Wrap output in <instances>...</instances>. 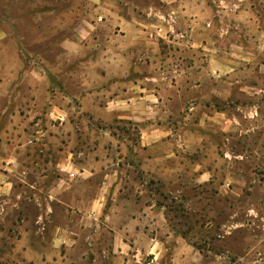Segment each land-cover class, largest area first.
<instances>
[{
	"label": "rangeland",
	"instance_id": "374dc122",
	"mask_svg": "<svg viewBox=\"0 0 264 264\" xmlns=\"http://www.w3.org/2000/svg\"><path fill=\"white\" fill-rule=\"evenodd\" d=\"M111 5L135 17L140 33L155 41L130 43L120 25L98 17L99 26L85 24L88 33L78 32L85 17L95 20L91 11L111 18ZM182 9L198 18L196 24L180 21ZM238 11L242 25L233 35L231 14ZM219 18L218 30L210 31L205 20ZM193 32L217 36L222 64L211 65L200 39H183ZM236 36L248 51L234 52ZM71 39L79 43L77 55L65 47ZM125 44L135 52L128 69L108 67L111 56L103 48L116 57ZM32 69L46 78L43 94L66 113L51 120L47 135L30 136L33 142L19 158L24 174L0 167L14 182L11 197H0L2 233L12 240L24 234L48 239L55 224L107 222L103 214H89V201L107 174H117L123 193L104 200L105 213L114 223L141 217L144 235L167 240V264L185 254L202 257L197 264H264V0H0V80L18 75L1 94L2 106L4 97L13 99L0 140L6 141L3 127L13 110L24 112L35 95ZM135 82L160 98L155 108L145 105L143 118L119 108L94 118L78 108L88 92L103 94L97 96L104 108ZM46 159H63L67 170L70 162L80 168L89 163L96 173L89 182L64 173L67 189L51 198V189L45 195L50 184L37 178ZM77 233L84 240L88 230Z\"/></svg>",
	"mask_w": 264,
	"mask_h": 264
},
{
	"label": "crops",
	"instance_id": "0c3cea01",
	"mask_svg": "<svg viewBox=\"0 0 264 264\" xmlns=\"http://www.w3.org/2000/svg\"><path fill=\"white\" fill-rule=\"evenodd\" d=\"M86 1L91 2L96 0ZM167 2H172V0H167ZM113 6L114 5H111L109 10L112 15L111 18L105 14L106 19H104L102 16L95 15L93 14L94 12L91 11V14L89 15L90 17L95 18V20L93 21L88 17H85V19L79 23L77 28L78 32L82 29L84 32L87 31L88 33V28L85 24L89 25V27H94L96 25L99 26L100 23L96 20L98 17L101 19L103 24L114 23L120 25V30L126 31L123 39L130 40V43H137L139 41L138 39H146V41L150 42L155 41L153 34L145 37L143 33H140V28H138L136 24L138 21L135 17L129 18L127 15L117 13ZM181 12L182 15H179L180 11L177 12V17L180 18V21L185 19L187 15H191L188 9H182ZM231 18L232 20L230 23L233 28V35L234 31L239 34L238 29L242 25L243 15H241L238 11L237 13L231 14ZM188 21L196 24L198 18L196 16H189L187 17V22ZM221 21L222 20L219 18V20L216 19L215 21L205 20V23L208 28L212 26V28L209 29L211 31L212 29L218 30V26H220ZM129 30L131 32H129ZM122 34L123 33L120 32L121 36ZM210 34V32L198 34L199 36L196 37L195 32H193L184 36L183 39H200L201 43L204 45V49H208L209 51L207 54L210 56L211 65L222 64L223 58L220 57L221 47L217 45V36H209ZM233 37L235 38V36ZM236 37L237 38L232 44V47L236 48V51L234 52L239 54L240 52L238 50H243L245 52L248 51L244 43L240 42L239 37ZM156 38L159 39L158 37ZM169 39H171V37H169ZM70 43V45L65 44V47L72 55L79 54V43L75 41V39H71ZM120 47L121 48L117 49L118 53L114 54L116 57L112 55L111 49L105 51L103 48V55L111 56L109 58L107 57L105 63L108 67H120L123 65V69H128V56L135 54L132 48L133 45L130 44V46H128V44H125L123 47ZM157 48L158 46L155 48L152 47L151 50L157 53L159 51ZM148 50H150V48H148ZM125 64L126 66H124ZM11 74L4 77L3 80H0V98L4 89L9 87L8 83L15 81L14 79H18V75L16 73L15 75ZM28 75L30 76L29 81L33 84V91L35 95L30 99V103L26 106L24 112L16 109L13 110L9 118L8 125L3 127L4 129L2 134L5 135L6 141L3 138L0 140V167H4L8 171H12L15 173L13 174L15 176H20L21 173H25V171H23L20 167L22 162L19 158L21 157L23 151L22 149L29 150V144L33 142L30 136H35L34 134H36V137L47 135L49 131L52 130L51 120L58 118L62 119L66 113L61 106L55 104V101L51 97H47L43 94L42 83H44L43 87H46V78L42 76V74H38L35 69H32ZM139 83L140 82H135L133 84L126 85L125 89H123V94L114 95L112 98L110 97L109 100L106 101L105 105H103L104 108H101L99 104L101 103L100 100L102 98H98L97 96L101 95V97L104 98L103 94L88 92V95H82L81 98H78V108L81 111L89 112L94 118H100V115L102 116V114L105 113L115 114V109L118 108L119 111L125 109L130 111V113H139L133 115V117L143 118L142 114L144 113L143 110L145 105L151 103V108H155V102H159L160 98L156 94H151L150 90H146V92L143 93V85ZM137 91H140L137 93L139 95H133V93H136ZM75 97L76 96L69 98L75 100ZM4 98L6 105L2 106L0 100V126L13 99L11 96L8 97V99L7 97ZM219 112L222 113V111H217V113ZM251 113L253 117V111ZM124 116H126V114ZM129 116L132 117L131 115ZM113 117H116V115ZM44 163V168L39 169H43V171L38 172L37 178L40 182L43 181L50 184L45 192V195L48 194L51 189L49 197L55 199H57V196L62 191L67 189V186L63 187L64 173H67L65 175H68L67 177L70 180H73L75 177H79L78 180L83 182H89L96 173L92 168V165L89 163L83 164L80 168L74 162H70L67 165L68 170L67 168H64L66 165L64 164L63 159H60V161H56L55 163H53L50 159H46ZM49 167H53L51 168L52 170H50ZM52 174L54 175L51 176ZM10 177L11 175L5 178L0 173V197H11L14 193V182L10 180ZM106 178L107 181H103L101 183L95 197L89 201L88 212L91 215H105V220L106 218L109 219L107 222H97L95 224L90 223L87 225L55 224L51 227V235L48 239L44 238V236H39L35 239L29 237L28 234H24L21 238L12 240L10 235H5L2 233L3 231L0 230V264H167V240L152 236L148 237L146 234L144 235L146 227L145 225H142L143 223H140L141 221H139V218L141 220V217L133 216V220H137V222L130 223H114L110 221L111 215L105 213L104 210V200L109 196L112 198L114 196L118 197L121 193H123L124 187H121L122 184L121 182L119 183L120 178H118L117 174H107ZM79 199L80 197L78 193L77 196H75V200L78 201ZM39 204L42 205L40 202ZM82 227H86L88 230L84 240H82L81 235L77 233V230L82 229ZM182 241H185V239L182 237L177 238V242L179 244H183ZM81 245L87 246L88 251L81 253L79 250ZM145 246L149 248L147 254H145L143 249ZM199 259H202V257L185 254L180 257L172 258V262L170 264H177L178 262L182 264H197Z\"/></svg>",
	"mask_w": 264,
	"mask_h": 264
}]
</instances>
